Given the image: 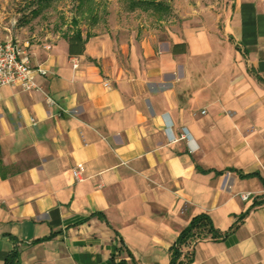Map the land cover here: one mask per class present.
<instances>
[{
    "label": "crops",
    "instance_id": "crops-1",
    "mask_svg": "<svg viewBox=\"0 0 264 264\" xmlns=\"http://www.w3.org/2000/svg\"><path fill=\"white\" fill-rule=\"evenodd\" d=\"M140 1L80 38L15 35L40 90H0V264H111L120 240L169 264L202 214L238 226L191 264H264V0Z\"/></svg>",
    "mask_w": 264,
    "mask_h": 264
},
{
    "label": "rangeland",
    "instance_id": "rangeland-1",
    "mask_svg": "<svg viewBox=\"0 0 264 264\" xmlns=\"http://www.w3.org/2000/svg\"><path fill=\"white\" fill-rule=\"evenodd\" d=\"M113 1L119 6L115 11H122L125 2L136 3ZM110 7L108 0H0V43L15 41V35H71L77 29L107 25Z\"/></svg>",
    "mask_w": 264,
    "mask_h": 264
},
{
    "label": "trees",
    "instance_id": "trees-1",
    "mask_svg": "<svg viewBox=\"0 0 264 264\" xmlns=\"http://www.w3.org/2000/svg\"><path fill=\"white\" fill-rule=\"evenodd\" d=\"M146 6H153L154 8H163V4L155 3V0L140 1ZM72 35L80 38L81 31L77 29ZM76 37V38H77ZM74 38V37H73ZM245 177V176H243ZM248 212L239 217V223L247 216ZM103 220L104 217H101ZM238 226L235 224L230 230L221 232L217 230L211 218L202 214L194 217L189 225L179 234L176 242L170 248V262L169 264H191L193 262L194 253L192 247L203 240L211 239L213 241H220L227 238ZM125 256V257H124ZM129 258L130 261H128ZM111 264H138L132 253L128 250L122 240L119 241V246L116 248V254L111 257ZM5 264H19L18 252H12L7 258Z\"/></svg>",
    "mask_w": 264,
    "mask_h": 264
},
{
    "label": "built area",
    "instance_id": "built-area-1",
    "mask_svg": "<svg viewBox=\"0 0 264 264\" xmlns=\"http://www.w3.org/2000/svg\"><path fill=\"white\" fill-rule=\"evenodd\" d=\"M264 5V2H263ZM74 69L78 67L77 62L73 63ZM41 74L45 72L41 69L37 70ZM33 70L29 57L20 49L17 41L8 38L6 41L0 43V90L4 87H18L22 91L40 90L39 86L33 79ZM105 87L109 88V84L105 83ZM205 113V112H203ZM165 122V133L170 143L177 142L172 135L170 123L167 116L163 117ZM179 140L187 143L190 153H196L198 146L188 132L187 128L182 129V135ZM75 180L81 179V169H76L72 172ZM249 194L242 195V200H247Z\"/></svg>",
    "mask_w": 264,
    "mask_h": 264
}]
</instances>
